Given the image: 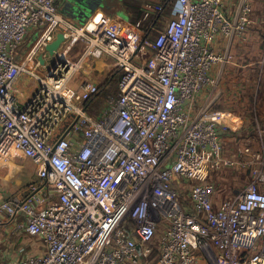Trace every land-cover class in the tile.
Wrapping results in <instances>:
<instances>
[{
	"label": "built area",
	"instance_id": "built-area-1",
	"mask_svg": "<svg viewBox=\"0 0 264 264\" xmlns=\"http://www.w3.org/2000/svg\"><path fill=\"white\" fill-rule=\"evenodd\" d=\"M61 1L0 0V164L18 155L37 164L24 192L0 201V224L22 217L45 246L17 264H198V250L211 264H264V140L237 142L230 158L220 137L229 111L185 108L215 83L216 37L243 34L252 4L239 0L228 15L224 0H176L164 28L135 41L124 26L75 22ZM161 9L147 3L144 18ZM58 32L68 47L80 42L86 55L113 59L118 96L98 116L89 109L100 86L69 85L68 60L47 55ZM31 35L34 48L22 57ZM23 76L33 84L26 96ZM225 166L251 180L217 207L211 174Z\"/></svg>",
	"mask_w": 264,
	"mask_h": 264
},
{
	"label": "crops",
	"instance_id": "crops-1",
	"mask_svg": "<svg viewBox=\"0 0 264 264\" xmlns=\"http://www.w3.org/2000/svg\"><path fill=\"white\" fill-rule=\"evenodd\" d=\"M248 1L253 6L252 23L248 29L243 34L235 35L232 39H227L224 35L219 34L212 44V50L222 57L220 61L224 67V75L223 80L219 81L222 84H218V87H216L217 83L203 86L185 104V108L191 113H197L205 106L229 111L228 128L221 131L220 137L223 152L230 158H235L237 142L247 140L253 144L254 148H258L260 139L264 140V135L261 137L262 135L256 131L257 123L264 127V63L262 62L264 55V0ZM70 2L74 1L62 0L59 2L58 8L73 18L66 9ZM147 3L161 5L162 9L153 12L148 18H144V7ZM123 4L124 16L101 14L85 20L75 17L73 19L79 24H87L92 27L124 26L132 33L133 40L140 41L145 36L150 38L154 32L156 35L158 30L164 28L167 23L163 19L165 11L168 13L172 11L171 18L177 11L176 0L175 3L167 0H145L137 5L134 2L123 0ZM238 4L239 0H224L223 9L226 14L231 15L236 11ZM68 44L69 42L64 43L62 48L66 49L68 54L75 53L82 60L81 70L74 79L72 78L74 87H79L85 80L93 81L100 86V93L91 104L94 107L97 99L104 100L107 97V89L113 86L112 84L106 85V81L114 71L113 59L108 55L101 58L86 55L80 42L71 47H68ZM209 75L212 78L210 71ZM15 157L17 156L13 157V162ZM0 165V176L3 178L0 181L2 184L0 190H3L0 191V201L4 198L21 195L22 193L16 194L14 189L8 188L9 191L7 190L6 185L11 180L10 172L7 169L3 170L4 164ZM35 165L37 170V164ZM6 167L9 166L6 165ZM235 168L237 171L239 170V174L246 171L245 169L241 170L240 167ZM233 170L235 169L225 166L218 171H212L211 178L216 185L213 201L217 207L233 199L238 192L236 187L229 191L230 182L227 183V176H221V173H231ZM21 220L22 217L7 218L0 224V264H17L26 254L38 255L45 251L41 239L29 236L22 229L19 224ZM22 247L24 252L20 251ZM199 252L200 250L197 251L198 264H211L208 257Z\"/></svg>",
	"mask_w": 264,
	"mask_h": 264
},
{
	"label": "rangeland",
	"instance_id": "rangeland-1",
	"mask_svg": "<svg viewBox=\"0 0 264 264\" xmlns=\"http://www.w3.org/2000/svg\"><path fill=\"white\" fill-rule=\"evenodd\" d=\"M125 1L134 2V4L137 5V4H139V2H141V1L143 2L145 0H125ZM167 1H172L173 3H175V0H167ZM107 2H108V4L103 5V6H105V8H107V11L109 13H111L113 16L117 15V14L124 16L123 0H108ZM171 5H172V3H171ZM172 14H173L172 11H171V13L170 12L168 13L165 11L164 12L165 17L163 19L165 21H168L171 18ZM36 37L37 36H35V35H31L27 38L25 43L19 49V55H21L22 57H25L34 48ZM153 37H155V32L150 35L151 39ZM62 53L65 56L62 55L61 53L60 54L57 53L56 57H54V59L65 57L68 60V62L70 63V66H71V73L69 74L68 84L74 86L72 84V82H73L72 78L74 79L78 75L79 71L81 70L80 68H78L80 58L77 57V55L75 53L72 54V52H71L70 54H68L66 49H64V51ZM210 73H212V78H214L215 83H217L216 87H218V84H222L221 82H219V81L223 80V75H224V67L221 64V61H217L212 65V67L210 69ZM25 80H28V78L26 76H23L19 82V85L22 87V91L26 96L31 91L33 84L27 83L26 85H23ZM106 95H107V97L104 100H101V98L97 99L96 103L94 104L95 109L92 106L90 107V109H89L90 114H92L93 116H98L99 113L101 112L104 104L106 103V99L109 96L110 97L118 96L117 84H114L111 88H108ZM260 126H262V125H260ZM263 135H264V132L262 133V137H263ZM9 164H12V165L10 166V165L4 164V166L2 167L4 171H6V169H7L10 172L9 176H10L11 180H10V183L6 185L7 190L9 191V189L11 188V189L16 190V194H21L24 192L26 185L31 180H33V178L35 177L36 165L33 162V160H31L28 157H24V156L15 157L14 162L10 161ZM6 165L9 167L7 168ZM231 168L235 169V170H233L231 173H228V172L226 174L221 173V176H224V175L227 176V178H226L227 183L229 184V182H230L229 187H228L229 191L233 190L235 187L236 188H244L249 183V181L251 180L249 171H245V172L239 174V172H238L239 170L237 171V169L235 167L234 168L231 167ZM241 170L244 171V169H241ZM2 179L3 178L0 176V181H2ZM0 187L2 188L1 183H0ZM0 191H3V190H0ZM183 194L185 195L184 192H183ZM201 252L202 251H200L199 253H201Z\"/></svg>",
	"mask_w": 264,
	"mask_h": 264
},
{
	"label": "water",
	"instance_id": "water-1",
	"mask_svg": "<svg viewBox=\"0 0 264 264\" xmlns=\"http://www.w3.org/2000/svg\"><path fill=\"white\" fill-rule=\"evenodd\" d=\"M74 2L69 3L68 11L72 14L73 18H78L80 20H85L86 18L95 17L96 15L108 14L112 16L111 13L107 11L105 6L108 4V0H73ZM66 41L65 34L63 32H58L53 41L48 43L45 47L47 55L49 57H56L57 52L60 50L62 44ZM38 58L42 64L45 63V58L42 54L38 55ZM55 69V65L52 67Z\"/></svg>",
	"mask_w": 264,
	"mask_h": 264
},
{
	"label": "trees",
	"instance_id": "trees-1",
	"mask_svg": "<svg viewBox=\"0 0 264 264\" xmlns=\"http://www.w3.org/2000/svg\"><path fill=\"white\" fill-rule=\"evenodd\" d=\"M119 75L117 73V71H113L110 76H109V79L106 81V85H109V84H117V88H118V82H119Z\"/></svg>",
	"mask_w": 264,
	"mask_h": 264
},
{
	"label": "flooded vegetation",
	"instance_id": "flooded-vegetation-1",
	"mask_svg": "<svg viewBox=\"0 0 264 264\" xmlns=\"http://www.w3.org/2000/svg\"><path fill=\"white\" fill-rule=\"evenodd\" d=\"M66 9H69V6L67 5Z\"/></svg>",
	"mask_w": 264,
	"mask_h": 264
},
{
	"label": "bare ground",
	"instance_id": "bare-ground-1",
	"mask_svg": "<svg viewBox=\"0 0 264 264\" xmlns=\"http://www.w3.org/2000/svg\"><path fill=\"white\" fill-rule=\"evenodd\" d=\"M70 72H71V70H70ZM11 161H13V160H11Z\"/></svg>",
	"mask_w": 264,
	"mask_h": 264
}]
</instances>
